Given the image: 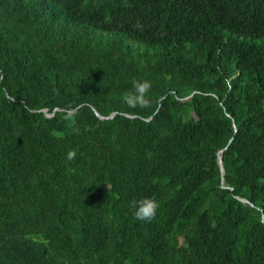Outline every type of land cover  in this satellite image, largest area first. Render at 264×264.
<instances>
[{
  "label": "trees",
  "instance_id": "16d2710c",
  "mask_svg": "<svg viewBox=\"0 0 264 264\" xmlns=\"http://www.w3.org/2000/svg\"><path fill=\"white\" fill-rule=\"evenodd\" d=\"M262 215L264 0H0V264H264Z\"/></svg>",
  "mask_w": 264,
  "mask_h": 264
},
{
  "label": "clouds",
  "instance_id": "9594fccd",
  "mask_svg": "<svg viewBox=\"0 0 264 264\" xmlns=\"http://www.w3.org/2000/svg\"><path fill=\"white\" fill-rule=\"evenodd\" d=\"M137 27H139V25H137ZM131 84H132V88L124 94L125 104L131 108L149 107L150 100L148 99V95L152 87L151 82L147 79L133 78ZM73 118H74V112L71 109H69L65 114V119H73ZM75 157H76L75 150H69L66 153V159L69 161L74 160ZM221 173L223 174V172ZM241 199L242 198H240V200ZM131 206L135 209L133 216L136 220L150 223L156 218L157 209L159 208L160 205L159 202L153 197H142L138 200L131 201Z\"/></svg>",
  "mask_w": 264,
  "mask_h": 264
},
{
  "label": "water",
  "instance_id": "95a60500",
  "mask_svg": "<svg viewBox=\"0 0 264 264\" xmlns=\"http://www.w3.org/2000/svg\"><path fill=\"white\" fill-rule=\"evenodd\" d=\"M188 98V96L187 97H184V98H182V100H185V99H187ZM56 109V108H55ZM95 110V109H94ZM45 111V113H46V110H44ZM95 112H96V114L99 116V118H101V119H103V118H108V117H112L114 114H115V112H113V113H111L109 116H101L96 110H95ZM151 117H149L148 119H150ZM223 151V149H221V150H219L218 151V154H217V160H218V165H219V168H220V170H221V172H223V165H222V158H221V152ZM242 201H244V202H246V200L245 199H241ZM262 219H264V217L262 216Z\"/></svg>",
  "mask_w": 264,
  "mask_h": 264
}]
</instances>
